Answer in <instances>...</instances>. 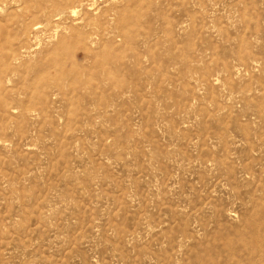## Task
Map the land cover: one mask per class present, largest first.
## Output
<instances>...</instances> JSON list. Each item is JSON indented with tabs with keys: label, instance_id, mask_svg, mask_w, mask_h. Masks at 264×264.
<instances>
[{
	"label": "rangeland",
	"instance_id": "rangeland-1",
	"mask_svg": "<svg viewBox=\"0 0 264 264\" xmlns=\"http://www.w3.org/2000/svg\"><path fill=\"white\" fill-rule=\"evenodd\" d=\"M0 264H264V0H0Z\"/></svg>",
	"mask_w": 264,
	"mask_h": 264
}]
</instances>
